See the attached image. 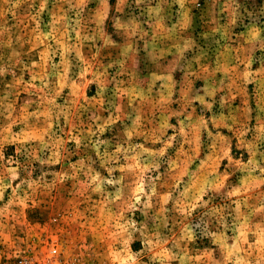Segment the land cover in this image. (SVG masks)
<instances>
[{"label": "rangeland", "instance_id": "rangeland-1", "mask_svg": "<svg viewBox=\"0 0 264 264\" xmlns=\"http://www.w3.org/2000/svg\"><path fill=\"white\" fill-rule=\"evenodd\" d=\"M264 264V0H0V263Z\"/></svg>", "mask_w": 264, "mask_h": 264}, {"label": "built area", "instance_id": "built-area-1", "mask_svg": "<svg viewBox=\"0 0 264 264\" xmlns=\"http://www.w3.org/2000/svg\"><path fill=\"white\" fill-rule=\"evenodd\" d=\"M58 255L57 246L52 244L49 248L48 256L42 262L35 261L33 257L27 253H21L13 258L6 257V261L0 264H52V260L57 258Z\"/></svg>", "mask_w": 264, "mask_h": 264}]
</instances>
